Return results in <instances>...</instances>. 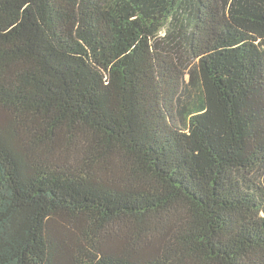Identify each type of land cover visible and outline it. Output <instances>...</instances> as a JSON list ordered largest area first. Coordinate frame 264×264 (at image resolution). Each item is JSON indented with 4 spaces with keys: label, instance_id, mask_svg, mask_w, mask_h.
<instances>
[{
    "label": "trees",
    "instance_id": "trees-1",
    "mask_svg": "<svg viewBox=\"0 0 264 264\" xmlns=\"http://www.w3.org/2000/svg\"><path fill=\"white\" fill-rule=\"evenodd\" d=\"M0 264H264V0H0Z\"/></svg>",
    "mask_w": 264,
    "mask_h": 264
}]
</instances>
